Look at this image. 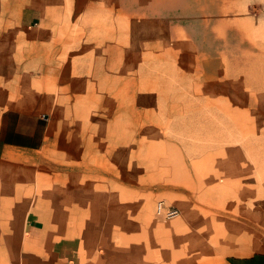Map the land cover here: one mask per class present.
Returning a JSON list of instances; mask_svg holds the SVG:
<instances>
[{"label": "rangeland", "instance_id": "1", "mask_svg": "<svg viewBox=\"0 0 264 264\" xmlns=\"http://www.w3.org/2000/svg\"><path fill=\"white\" fill-rule=\"evenodd\" d=\"M5 107L48 133L0 162V264L264 253V0H0Z\"/></svg>", "mask_w": 264, "mask_h": 264}, {"label": "crops", "instance_id": "2", "mask_svg": "<svg viewBox=\"0 0 264 264\" xmlns=\"http://www.w3.org/2000/svg\"><path fill=\"white\" fill-rule=\"evenodd\" d=\"M48 133L45 119L32 114L18 111L12 107L0 108V162L3 164L13 163V155L9 153L36 151L44 144ZM0 174L6 176L3 179V189H0V214L1 207L10 206L15 199L14 181L15 168H0ZM6 209L4 214H6ZM1 221V220H0ZM44 228L42 220L31 218L25 224L26 236ZM25 236V237H26ZM1 237V236H0ZM15 253L17 250L15 249ZM26 263L30 259L25 257ZM4 264H21L17 257L12 262ZM225 264H264V253H253L249 255H233L226 259Z\"/></svg>", "mask_w": 264, "mask_h": 264}]
</instances>
